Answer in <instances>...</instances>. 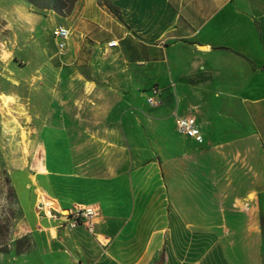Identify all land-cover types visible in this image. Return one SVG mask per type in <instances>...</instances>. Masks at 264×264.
<instances>
[{
    "label": "crops",
    "instance_id": "1",
    "mask_svg": "<svg viewBox=\"0 0 264 264\" xmlns=\"http://www.w3.org/2000/svg\"><path fill=\"white\" fill-rule=\"evenodd\" d=\"M39 10L0 0V66L28 86L31 148L46 151L42 170L11 181L28 227L47 232L41 264H264V0ZM181 116L201 144L177 133ZM88 207L92 233L53 218Z\"/></svg>",
    "mask_w": 264,
    "mask_h": 264
},
{
    "label": "rangeland",
    "instance_id": "2",
    "mask_svg": "<svg viewBox=\"0 0 264 264\" xmlns=\"http://www.w3.org/2000/svg\"><path fill=\"white\" fill-rule=\"evenodd\" d=\"M22 1L38 11L39 8H35L33 5L45 8L50 0ZM61 1L54 0L50 6L51 10L61 14L62 12L59 11ZM5 40L7 41L0 36V50L3 47V41L6 42ZM6 44L8 47L11 45L10 41H7ZM17 57L19 58V56ZM17 57L14 56L16 60L14 65L17 66L16 62L22 65L21 61H18L20 58L17 59ZM30 74L31 71L27 69L18 72V76L24 79L28 78ZM15 76L17 75L15 74ZM12 77H14V73L9 65L4 70L0 66V94L12 97L13 93H18L19 98L20 96L24 99L27 98L28 86L13 87L10 82ZM31 112L27 102L22 101L21 98L13 99V101L11 98L0 100V264H41V255L47 248L48 242L45 239L47 232L38 230L41 229V225L37 223V225L35 224L36 229L28 227L11 184L15 174L28 175L27 173L39 172L44 168L42 163L45 161L46 151L31 148L34 138V135L28 132V117ZM33 187L35 186L32 184ZM42 195L43 190H37L34 200L37 211H40L39 205H43L46 210L49 207L43 201ZM46 199L48 202L50 201L48 197Z\"/></svg>",
    "mask_w": 264,
    "mask_h": 264
},
{
    "label": "built area",
    "instance_id": "3",
    "mask_svg": "<svg viewBox=\"0 0 264 264\" xmlns=\"http://www.w3.org/2000/svg\"><path fill=\"white\" fill-rule=\"evenodd\" d=\"M52 37L56 43L58 51H63L70 37V32L67 28L57 26L52 30ZM117 41H110L107 43L108 48L117 47ZM160 89L158 87H152L150 93L146 98V104L150 108H156L160 104L159 100ZM177 133L188 139L193 140L197 144L203 142V136L200 129L196 125V121L189 116H181L177 119L176 125ZM40 211L44 214L47 213L43 205H39ZM58 217L53 216L54 219L60 221V217H68V220L61 221L68 229H74L78 226L84 227L88 232L92 233L95 221L98 218V211L92 207L88 208H76L70 212H62Z\"/></svg>",
    "mask_w": 264,
    "mask_h": 264
},
{
    "label": "trees",
    "instance_id": "4",
    "mask_svg": "<svg viewBox=\"0 0 264 264\" xmlns=\"http://www.w3.org/2000/svg\"><path fill=\"white\" fill-rule=\"evenodd\" d=\"M76 0H62L61 2H60V9H59V11L60 12H64V13H66V12H69L70 11V9L72 8V6H73V4H74V2H75ZM54 2V0H50L48 3H47V5H46V9H49V10H51L52 8L50 7L51 6V4ZM33 6H35V8H39V9H42L43 7L42 6H40V5H33ZM45 8H43V9H45Z\"/></svg>",
    "mask_w": 264,
    "mask_h": 264
},
{
    "label": "water",
    "instance_id": "5",
    "mask_svg": "<svg viewBox=\"0 0 264 264\" xmlns=\"http://www.w3.org/2000/svg\"><path fill=\"white\" fill-rule=\"evenodd\" d=\"M67 220H68V217H60V221L65 222V221H67Z\"/></svg>",
    "mask_w": 264,
    "mask_h": 264
},
{
    "label": "bare ground",
    "instance_id": "6",
    "mask_svg": "<svg viewBox=\"0 0 264 264\" xmlns=\"http://www.w3.org/2000/svg\"><path fill=\"white\" fill-rule=\"evenodd\" d=\"M1 98V97H0ZM4 104H5V102H4Z\"/></svg>",
    "mask_w": 264,
    "mask_h": 264
}]
</instances>
